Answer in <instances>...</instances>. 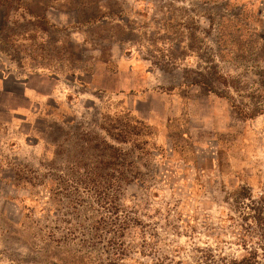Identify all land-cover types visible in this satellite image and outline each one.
<instances>
[{
  "label": "rangeland",
  "instance_id": "1",
  "mask_svg": "<svg viewBox=\"0 0 264 264\" xmlns=\"http://www.w3.org/2000/svg\"><path fill=\"white\" fill-rule=\"evenodd\" d=\"M8 3L0 6V264H62L54 255L78 252L106 259L104 242L70 235L61 220L76 219L52 194L53 180L81 159L86 132L103 137L101 125L133 130L137 121L147 128L134 152L141 178L120 200L140 222L126 234L124 264L191 263L196 249L243 255L237 228L251 211H236L228 194L262 193L264 114L242 119L187 78L209 48L264 47V0ZM246 55L224 54L220 70L249 75Z\"/></svg>",
  "mask_w": 264,
  "mask_h": 264
},
{
  "label": "trees",
  "instance_id": "2",
  "mask_svg": "<svg viewBox=\"0 0 264 264\" xmlns=\"http://www.w3.org/2000/svg\"><path fill=\"white\" fill-rule=\"evenodd\" d=\"M9 1L0 0V6L8 10ZM99 17L95 16L93 20L98 22ZM179 27L187 28V25L181 23ZM227 48L226 45H222L220 50L218 46L217 51L209 48L200 65L189 71L187 79L190 80V86L197 88L201 94L226 100L238 117L255 119L264 114V66L258 64L264 61V47L256 53L247 49L238 50V53L244 55L229 52ZM224 54L237 55L238 60H246V54L249 58L254 56L248 66L250 74L232 76L222 72L217 61H223ZM169 60L174 62L176 58L173 56ZM139 126L141 129L135 131ZM134 127L131 130L130 125L123 122L101 125L100 129L105 133L103 137H92L86 132L79 150L81 159L75 161L72 168L55 175L57 178L53 181L57 182L58 188L52 190V194L63 195L62 198L66 199L70 209L66 215L72 214L76 219L75 223L70 219L61 220L65 225H70L67 229L70 235L83 237L84 232L92 234L91 239L96 244L104 242V253H109L103 261L81 252L64 258L54 255L62 264H86V260H97L98 264H124L125 260L131 258L132 248L125 242V237L140 221L132 211L124 207L120 195L124 185L135 183L141 178L138 170L141 158L135 157L134 152L136 149L142 150L136 138L145 135L144 131L147 130L138 121ZM123 145L130 147L124 149ZM88 158L91 159L89 163L85 161ZM228 201L236 211H251L242 218L244 226L237 228L244 254L233 256L212 249H196L191 263L176 264H264V188L257 197L246 187L238 188L228 194ZM250 219L254 221V225H246V221ZM106 235H110L107 241L104 239Z\"/></svg>",
  "mask_w": 264,
  "mask_h": 264
}]
</instances>
